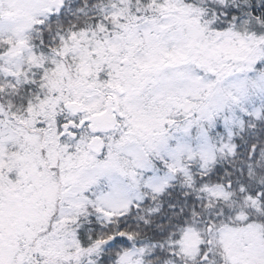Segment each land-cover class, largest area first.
I'll use <instances>...</instances> for the list:
<instances>
[{
  "label": "snow or ice",
  "instance_id": "6c2138e0",
  "mask_svg": "<svg viewBox=\"0 0 264 264\" xmlns=\"http://www.w3.org/2000/svg\"><path fill=\"white\" fill-rule=\"evenodd\" d=\"M0 264H264V0H0Z\"/></svg>",
  "mask_w": 264,
  "mask_h": 264
}]
</instances>
